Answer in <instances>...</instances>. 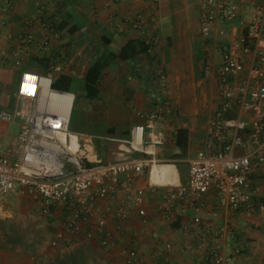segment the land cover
<instances>
[{
	"label": "built area",
	"instance_id": "built-area-1",
	"mask_svg": "<svg viewBox=\"0 0 264 264\" xmlns=\"http://www.w3.org/2000/svg\"><path fill=\"white\" fill-rule=\"evenodd\" d=\"M103 1L109 6L119 0ZM36 6L41 8L38 2ZM244 12L247 17L240 21L239 28L231 29L227 41L219 40V26ZM43 13L24 20L22 32L16 36L23 50L36 45L45 53L51 39L58 36L56 24L43 18ZM114 17L118 31L129 28L137 32L145 53L156 58L152 80L156 97L162 102L151 113L136 111L145 123L132 126L124 142L126 147L114 160L104 162L96 158L90 142L77 135L78 147L71 148L69 119L74 95L52 87V72L59 66L52 63L45 73L23 70L14 92L16 106L0 111L1 122H19L16 137L6 147L0 145V199L18 194L31 200L40 215H60L62 222L50 245L57 248L72 240L94 241L104 250L108 264H172L171 252L177 245L173 239L153 236V249L148 255L138 242L151 231L152 216L172 222L182 206L193 212L184 228L198 229L195 242L184 241L182 247L197 249L200 259L208 264H235L233 256L241 249L236 248L232 256L222 250L227 226L215 228L212 220L218 213L212 211L211 219L204 220L202 211L204 198L213 188L217 204L228 211L264 212V195L256 196L252 184V175L264 165V0L200 2L201 35L214 36L208 43L213 52L204 55L201 70L205 78L214 81L219 104L208 120L204 147L189 160L185 183L160 185L149 181L152 166L160 163L156 149L168 141V132L155 131L154 122L166 123L173 111L163 100L168 75L158 56L162 36L154 27L155 10L115 13ZM34 22L46 31L39 43L29 31ZM248 146L249 151L236 154L237 149ZM145 170L152 190L163 189L153 213L144 195L129 188L131 178ZM3 210L0 204V212ZM132 212L137 223L133 230Z\"/></svg>",
	"mask_w": 264,
	"mask_h": 264
},
{
	"label": "crops",
	"instance_id": "crops-1",
	"mask_svg": "<svg viewBox=\"0 0 264 264\" xmlns=\"http://www.w3.org/2000/svg\"><path fill=\"white\" fill-rule=\"evenodd\" d=\"M37 2L41 8L36 6ZM188 2L189 0H157V3L153 0H119L118 3L105 6L103 0H0V102L4 103V107L9 106V110L16 106L14 92L23 70L45 73L50 64L59 66V69L52 72L53 80L59 76H67L70 80L68 90L71 91L73 84H77L84 95L82 127L75 130L69 127L70 132L81 140L89 141L97 159L104 162L114 160L119 150L126 147L124 142L129 138L131 127L145 123L143 118L137 116L136 111L151 113L160 102L152 80L156 58L145 53L137 32L129 28L117 30V18L114 14H134L138 10L154 9L157 18L154 27L162 36L158 56L165 61L168 75V96L165 95L163 100L172 108L175 105L176 109L166 123L154 122L155 131L165 129L168 132V141L156 149V157L162 151L166 154L179 153L173 143L175 133L181 127L186 128L189 137L185 160L188 164L184 173H181L178 164L175 165L178 182L185 183L188 179L189 160L204 147L208 123L207 121L205 126L198 128L193 121L200 122L206 116L210 118L219 104L217 96L216 100L212 98L214 81L204 76L197 79L192 66L187 65L174 52V49L181 46L174 28L178 27L177 35L181 36L183 31L180 29L179 16ZM42 10L43 18L56 24L58 36L51 39L50 48L45 53H41L36 45L23 50L17 45L16 36L22 32L24 20L38 15ZM29 31L36 43L46 33L37 22L31 24ZM215 56L219 58L217 54ZM98 59L106 62V66L95 85V94L89 97L84 90V80L89 68ZM16 74L18 77L15 86L11 96L7 98L5 92ZM197 87L199 93L196 92ZM0 105L2 106L1 103ZM1 106L0 111L5 110ZM185 119H189L188 124L183 122ZM11 124L16 123L0 121L2 148L17 135L9 130ZM215 149L216 145L213 151ZM249 149V146L246 149L239 148L236 154H244ZM146 172L147 170L140 176L132 177L129 188L144 195L145 203L153 213V206L163 189L152 190L147 174L144 175ZM252 184L256 196L264 195V165L252 175ZM212 211L218 213L212 220V225L215 228L227 226L225 246L222 249L224 253L232 256L234 250L240 248V253L233 256L235 264H264V212L250 214L228 211L217 204V193L211 188L204 198L202 218L211 219ZM132 215L134 220L131 222V230L137 225L134 212ZM192 216L193 212L182 206L178 208V214L172 222L161 221L152 216L151 231L148 236L139 240V248L148 255L154 245L152 237L157 235L163 240L173 239L176 242L177 245L171 252L172 264H208L200 259L197 249L185 250L182 247L184 241L195 242L198 236L196 226L184 228L185 223L191 222ZM6 219L8 218L4 213L0 212V221L5 222ZM81 242L85 246L95 247L99 254L106 255L96 242ZM2 248L4 246L0 244V252ZM105 258L104 261H107V257Z\"/></svg>",
	"mask_w": 264,
	"mask_h": 264
},
{
	"label": "rangeland",
	"instance_id": "rangeland-1",
	"mask_svg": "<svg viewBox=\"0 0 264 264\" xmlns=\"http://www.w3.org/2000/svg\"><path fill=\"white\" fill-rule=\"evenodd\" d=\"M200 1L189 0L184 11L179 16V21L181 20L180 29L183 31L181 32V36L177 35L178 27L175 26L174 28L175 35L179 38V44L181 42V46L176 50L174 49L175 55H179L181 60H184L187 65L192 66V70L197 79L203 78L201 70L203 57L207 53L211 54L213 52L212 47L208 48V43L214 39L213 34L210 37H203L201 35L198 12V4ZM245 10L247 11L248 7H245ZM246 17L247 13L244 12L237 19L220 25L219 30L221 33L217 35V38L221 41H227L231 29L239 28L240 21L245 20ZM17 77L18 74L12 78V84L8 86L5 92L7 98L11 96L12 88L15 86ZM196 90L199 93L198 87ZM71 91L74 93V101L71 108L69 127L71 130H75L82 127L81 119L84 95L77 84H73ZM212 92V98L216 100L215 88H213ZM166 96H168V88ZM0 103L2 106L4 105L2 101ZM2 108L9 110L7 109L9 106H3ZM173 111L176 112L175 105ZM208 119L206 116L200 122H193L197 125L196 127L201 128L203 125H206ZM183 122L188 124L189 119H185ZM18 124L19 122L11 124L9 127V130L14 135L19 130ZM172 155L162 151L157 156L160 159L159 164H173L174 166L178 164L181 173H184L186 165L188 164L185 160L186 156L172 158ZM180 159L183 160L178 161ZM146 174L148 177V172L144 175ZM0 203L3 204L4 210L2 212L4 216L8 218L5 222L0 221V244L4 246L0 252V264H71L73 257L78 260L81 259L80 254L82 251H84L82 255L87 257L85 258L87 264H106V262L108 264V259L104 261L106 259L105 257H107L104 253L99 254L95 247L85 246V243L82 242L75 243L72 240L67 246H59L57 248L50 245L51 238L61 225L62 217L60 215L56 217L54 215L42 216L38 213L36 206L31 200L18 194L3 197ZM13 237H17L18 240L12 241Z\"/></svg>",
	"mask_w": 264,
	"mask_h": 264
},
{
	"label": "trees",
	"instance_id": "trees-1",
	"mask_svg": "<svg viewBox=\"0 0 264 264\" xmlns=\"http://www.w3.org/2000/svg\"><path fill=\"white\" fill-rule=\"evenodd\" d=\"M106 66V62L97 60L88 70L85 80H84V90L86 92V95L91 97L95 94L96 92V83L97 80L101 76V72ZM70 84V80L67 76H59L53 80L52 87L58 90H63V91H69L68 87ZM188 130L186 128H179L176 130L175 137H174V146H176L179 149V153L173 154L172 158H181L185 157L187 153V148H188ZM17 241V237H13L12 241ZM84 251L81 252L80 256L81 259L78 260L77 258L73 257L71 264H87L84 255Z\"/></svg>",
	"mask_w": 264,
	"mask_h": 264
},
{
	"label": "bare ground",
	"instance_id": "bare-ground-1",
	"mask_svg": "<svg viewBox=\"0 0 264 264\" xmlns=\"http://www.w3.org/2000/svg\"><path fill=\"white\" fill-rule=\"evenodd\" d=\"M78 147L76 142V135L71 133V148L76 149ZM90 150V147H88ZM90 158H93V154H89ZM149 181L152 184H172L178 182L177 169L173 164H156L152 166Z\"/></svg>",
	"mask_w": 264,
	"mask_h": 264
}]
</instances>
